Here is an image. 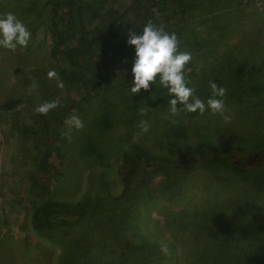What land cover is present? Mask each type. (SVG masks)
Here are the masks:
<instances>
[{
  "label": "trees",
  "instance_id": "obj_1",
  "mask_svg": "<svg viewBox=\"0 0 264 264\" xmlns=\"http://www.w3.org/2000/svg\"><path fill=\"white\" fill-rule=\"evenodd\" d=\"M242 9L227 0H0V58L18 57L0 124L31 140L18 154L32 161L23 207L33 235L60 245L55 264H264V22L243 28ZM22 98L34 116L14 126ZM72 109L81 122L69 128ZM228 111L253 123L231 145L212 129ZM239 152L254 163L238 165L230 156ZM52 155L59 174L45 183ZM158 202L167 204L155 227L171 240L144 229ZM24 241L17 252L27 254Z\"/></svg>",
  "mask_w": 264,
  "mask_h": 264
},
{
  "label": "rangeland",
  "instance_id": "obj_2",
  "mask_svg": "<svg viewBox=\"0 0 264 264\" xmlns=\"http://www.w3.org/2000/svg\"><path fill=\"white\" fill-rule=\"evenodd\" d=\"M227 1L231 8L240 6L243 8L242 10H244V12L241 15H238L239 19L236 21L241 24L243 28L251 25V20L257 23L264 22V0ZM18 21L21 20L18 19ZM4 26L3 37L8 39L11 29L10 20H8L7 24ZM38 37H42V34H38ZM15 53H17L15 50H11L9 53L4 51V54L0 58V104L3 103L7 94H10V91L15 84L13 73L18 65V57ZM30 58H33V55H31ZM21 100L22 101L18 104V108L22 110V113H14L11 117V123L14 126H19V124L26 125V122H30L34 116L31 106L24 104L25 99L22 98ZM80 122L81 120L77 116L74 109H72V111L68 113L64 119V124L69 128H73L74 125L80 124ZM215 124L216 126L212 127V129L216 131L218 138H220L224 144L228 145H231V143L235 144L237 141V137L233 134H247L250 130H253V123L251 121H249L246 117L240 116H234L232 118L230 111L226 113L224 118L217 120ZM10 127L11 126L8 120L3 121L0 124V175L2 174L3 179H5V186L2 188L0 187V215L4 218V222H6L5 225H2L0 222V226H2L0 229V236H6L9 242L8 245L6 243L0 244V264H47L48 261H46V263L44 262V254L38 256V242H40V250H43L42 247H44L48 251L47 255H49L50 264H55L60 253V245L48 239H39L33 235L23 207L29 201V195L27 193L29 186L27 171L32 169V161L28 155L18 157V154L22 148L29 149L31 147V140L28 134L19 136L16 131L13 133L9 130ZM209 132H212V130H209ZM136 134V138L139 135L142 136V133H140L139 130ZM6 135L10 136L6 138ZM213 136H215V133ZM178 155L179 154L174 155L173 159H177ZM161 156L162 155H160V157ZM160 157H157L155 162H158L161 159ZM230 157L235 160L238 165L241 163L245 167H249L252 163H254V160H248L243 152L232 154ZM49 162L48 173L46 176L43 175L42 178L45 183H54L56 182L58 177L57 175L59 174V163L55 155H52ZM86 172L87 170L84 173ZM85 183L86 178L84 177L80 181L79 191L84 188ZM207 190L212 191L211 188H207ZM202 191V189L197 188L194 192V196L199 199L204 198V196H202ZM166 204L167 203L165 202H158L157 204L146 208L147 219L144 222V229L151 237L160 241L172 239L171 234L168 235L158 233L154 224V219H157L158 217L156 214L159 213L160 216H164V211L160 213V209H162ZM25 238H27V240L24 241ZM22 240L32 251H27V254L17 252V249L23 250L26 246L21 244L23 242Z\"/></svg>",
  "mask_w": 264,
  "mask_h": 264
}]
</instances>
